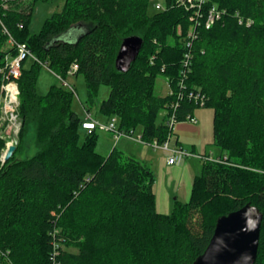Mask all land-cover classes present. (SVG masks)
<instances>
[{
    "label": "trees",
    "instance_id": "16d2710c",
    "mask_svg": "<svg viewBox=\"0 0 264 264\" xmlns=\"http://www.w3.org/2000/svg\"><path fill=\"white\" fill-rule=\"evenodd\" d=\"M54 1L0 0V86L5 54L16 56L9 38L35 58L29 68L22 61L16 80L18 144L5 163L0 134V264H193L216 220L248 203L262 214L254 264H264V0H209L224 13L208 29L204 16L191 22L178 0H163L164 10L152 14L150 0H61L60 11L31 33L35 6ZM130 36L143 44L121 73L115 59ZM41 66L63 83L83 77L84 119L73 108L72 86L38 93ZM158 77L169 88L163 97L154 93ZM101 85L109 93L99 112L123 133L140 128L146 144L167 140L172 104L184 122L198 109L187 93L204 96L200 109L212 113L217 153L197 154L189 198L175 200L169 214L156 209L149 166L116 147L100 154L99 129L82 128ZM30 128L36 152L28 157L22 146Z\"/></svg>",
    "mask_w": 264,
    "mask_h": 264
},
{
    "label": "rangeland",
    "instance_id": "374dc122",
    "mask_svg": "<svg viewBox=\"0 0 264 264\" xmlns=\"http://www.w3.org/2000/svg\"><path fill=\"white\" fill-rule=\"evenodd\" d=\"M60 2H61V0H57L54 2H50V3H38L35 6V9H34L33 15H32V19H31V23L29 26V30L31 33L38 32L40 30L42 24L44 23V21L49 16H51L55 12L60 11V9H61ZM156 4L162 5L163 0H150L149 5H148L149 6V9H148L149 14H152L154 12V6ZM31 64H32V61L30 59H28L25 61L24 66L26 68H29L31 66ZM64 82L67 85L72 86V88L75 90L73 108L77 112V114L82 119H84V112L81 109V105L86 106L87 104L85 101L86 100V89H85V83H84L83 77L82 76H68L66 79H64ZM54 84H56L57 86H63L64 83L61 82L60 79H57L56 76L53 75L45 66H41L37 71V91H38V93L41 95L48 94L50 87ZM108 93H109V87L106 85H101L99 88L97 97L95 99V102H94V104H92L90 106V109L88 112L91 120H93L98 125H107L108 122L110 121V120L107 121V117L104 116L103 114H101L98 110L100 102L107 98ZM154 93L158 96H161V97H163L167 93H169L168 85L166 83V80L163 77L157 78ZM1 102H2V97L0 99V104H1ZM18 102H19V100H18ZM199 109L200 108L196 109V111L194 112V118L197 119L198 121H199V114H198ZM164 114H165V112H163V111H161L159 113V116L157 119L158 124L163 122ZM5 118H6V116L4 117V115L2 114V109H1L0 134L6 139V142L4 144L5 148L1 152V160H2L3 154L5 153V151L7 149V143L12 142V136H13L12 132L9 130V123L7 122V120H5ZM202 127L203 126H202L201 122H199L196 125L191 124L188 121L177 122L174 126L173 137H175V135H176L179 138V142L186 149H190V147L192 145H194L195 150H196L195 152L198 154L201 151V149H200V138H201ZM29 132L30 133L28 134L27 140L24 142V145L22 146V148H23V151L26 153V155L28 157H31L36 152V149L33 146H31V138H32V134H33V129L30 128ZM86 133H90V132L86 131ZM97 133H98V139H97L96 150H97V152H99L102 155H107L112 150L113 147H116L117 149L124 150V152L127 155H130V156H133L134 158L139 159V156L131 150V147L125 148V146L123 144H124V140H126V141H128V143L133 142V143H136L138 145L148 147V149H150L151 151H154L153 157L156 158V160H158L162 156H164V157L166 156V154L163 151H161V150L155 151L151 147H149V145L146 143H139V142L132 141L129 139H124V138H119L118 140H115L111 133L105 132L103 130H97ZM202 134H203V132H202ZM140 135H141V129L137 128L133 133V138L140 137ZM173 142H174V139H172V141L170 142V146L173 145ZM204 151L207 154H212V155L217 153V149L213 148L212 143L206 145V148L204 149ZM191 154L193 156H195V154H193V153H191ZM192 157H187V160H186L187 166H189L190 168L192 166H195V171H197V174H199V172H200L199 170L201 168V163L198 162L197 160L193 159ZM200 159H202V158L200 157ZM148 163H150V161H148ZM179 163H180V161L177 162L176 164L178 165ZM149 166L151 167L152 165H149ZM156 173H157V171H156V169H154L153 174H154L155 180H156ZM192 173L193 172H191L190 174H192ZM193 174L195 175L196 173H193ZM169 179L171 181L175 180L173 175H170ZM166 185H165V182L161 181L160 187H161L162 191L157 192V195H156V209L158 211L164 212V213L166 212L165 211L166 207L169 205L171 206L173 204V200L175 198H178L177 200H179L182 203H185L186 194H187V186H185L183 183H179V182H175V184L170 183L169 184L170 187L168 189H167ZM164 194H166L168 198L165 197ZM165 199L166 200L168 199V204L165 201ZM167 212H168L167 214H169L171 212V210H169Z\"/></svg>",
    "mask_w": 264,
    "mask_h": 264
},
{
    "label": "built area",
    "instance_id": "2783aa9c",
    "mask_svg": "<svg viewBox=\"0 0 264 264\" xmlns=\"http://www.w3.org/2000/svg\"><path fill=\"white\" fill-rule=\"evenodd\" d=\"M180 6L184 7L186 11L190 12V21L197 23L199 19H202L204 16V27L206 29L210 28L216 21L221 18V15L224 13L217 9L215 5H209V0H178ZM204 7L207 13H203ZM154 8L157 11L164 10L162 5L156 4ZM21 27V26H19ZM194 28V27H193ZM195 38V37H194ZM8 47L14 48L16 52V56L12 55V52H7L5 54V69L3 71V78L0 86L1 91V109L2 114L4 117L6 116L5 120L9 123V130L12 132L13 136L17 135L19 128H20V120L17 115V108L19 105L18 98H19V89L16 83V80L20 76V67L22 61L25 59H32L35 58L29 52L27 47L24 44H17L13 41L12 38L8 39ZM186 62L184 68L188 67V60L190 59V55H186ZM77 70V65H73L72 69L70 70V74H73ZM185 71H180V76L184 75ZM64 85H67L64 82ZM179 87L181 90H184V83L183 81L179 82ZM187 96L189 99H192L194 103L198 106V108H203L205 105L204 96L201 95L199 92H188ZM178 108V102L172 104L170 106V110L172 111L171 114L168 115V118L165 124L168 126L169 130L172 132L174 130V126L177 123L175 111ZM185 121L190 122L191 124H196L197 120L194 116H187ZM82 128L87 132H91L95 128L99 130H103L105 132H109L113 135L115 140L119 138L129 139L132 141H136L139 143H144L140 137L133 138V133H123L122 131L118 130L117 128V120L115 118L111 119L107 125H98L93 120H91L90 116L87 115L85 121L82 124ZM171 132L168 134V138L164 143L159 144L156 140L152 143H149V147L153 150H161L167 155V164L174 165L179 162L181 159L192 157L193 155L190 151L183 149L182 147L176 146L175 142L173 145L170 146V142L172 141V134ZM12 142L7 143V146L10 145ZM3 157V156H2ZM200 158V156H197Z\"/></svg>",
    "mask_w": 264,
    "mask_h": 264
},
{
    "label": "water",
    "instance_id": "95a60500",
    "mask_svg": "<svg viewBox=\"0 0 264 264\" xmlns=\"http://www.w3.org/2000/svg\"><path fill=\"white\" fill-rule=\"evenodd\" d=\"M143 41L139 36L124 38L115 59V68L121 73L130 69ZM17 136L2 157L8 161L16 150ZM262 214L250 203L216 220L213 235L205 251L193 264H254L257 256Z\"/></svg>",
    "mask_w": 264,
    "mask_h": 264
},
{
    "label": "crops",
    "instance_id": "0c3cea01",
    "mask_svg": "<svg viewBox=\"0 0 264 264\" xmlns=\"http://www.w3.org/2000/svg\"><path fill=\"white\" fill-rule=\"evenodd\" d=\"M198 114H199V121L196 119L197 120L196 124L201 122V124L203 126L202 130H201V138H200V149H201V151L198 154H204L205 153L204 149L206 148V145L212 143V113L206 109H199ZM202 132H203V134H202ZM174 140H177L179 142V138L176 135L174 137ZM132 143L131 142L128 143V141L124 140L123 145L125 146V148L131 147V150L139 156V159L141 161H143L144 163H146L148 166L152 165L151 167L149 166L151 171L153 170L152 173L154 172V169H156V171H157L156 180H155L154 187H153L155 197L157 195V192L162 191V189L160 187L161 181L165 182V185L167 184L166 185L167 189L170 187V185H169L170 183L175 184V182H179V183H183L185 186H187V194H186V201H187L189 198V195H190V190H191L193 178L197 175V171H195V166H192L191 168L189 166H187V163H186L187 158L181 159L180 163L178 165L177 164L168 165L167 164V155L165 157L162 156L161 158L156 160V158L153 157L154 151H151L150 149H148V147H144V146L138 145L136 143H133V144ZM179 145L181 147H183L180 142H179ZM184 149L187 151L193 152L195 154V156H193L192 158L197 160L198 162L202 163V160L197 157L198 155L195 152L196 150H195L194 145H192L190 147V149H186V148H184ZM148 161H150V163H148ZM191 172L196 173V174L195 175L193 173L190 174ZM170 175L174 176V178H175L174 181H171L169 179ZM164 196L167 197L166 194H164ZM177 199L178 198H175L173 200V203ZM165 201L168 204V199L167 200L165 199ZM172 206H173V204L171 206L170 205L167 206L165 213L160 212L158 210L157 211L161 214H167L168 213L167 211L171 210Z\"/></svg>",
    "mask_w": 264,
    "mask_h": 264
}]
</instances>
